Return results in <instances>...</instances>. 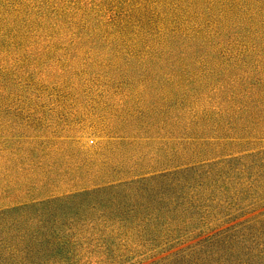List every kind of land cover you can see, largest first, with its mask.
Instances as JSON below:
<instances>
[{
  "label": "rangeland",
  "instance_id": "1",
  "mask_svg": "<svg viewBox=\"0 0 264 264\" xmlns=\"http://www.w3.org/2000/svg\"><path fill=\"white\" fill-rule=\"evenodd\" d=\"M0 264H264V0H0Z\"/></svg>",
  "mask_w": 264,
  "mask_h": 264
}]
</instances>
